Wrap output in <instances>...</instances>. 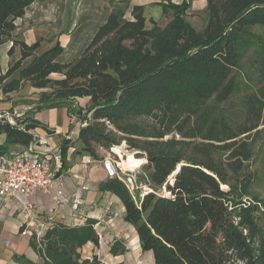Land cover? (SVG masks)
I'll return each instance as SVG.
<instances>
[{"label": "trees", "instance_id": "obj_1", "mask_svg": "<svg viewBox=\"0 0 264 264\" xmlns=\"http://www.w3.org/2000/svg\"><path fill=\"white\" fill-rule=\"evenodd\" d=\"M36 1L0 0V43L13 41L10 55L21 49L0 74V95L24 83L46 89L38 109L67 103L80 120L93 110L77 135L81 151L96 157L98 147L126 141L146 156L155 188L140 200L119 177L99 188L121 200L124 219L143 252H153L154 264H264V199L253 191L264 180V35L255 30L264 27V0H208L202 30L186 18L188 0L162 3L171 15L164 27L147 28L142 6L135 5L130 18L113 8L71 61L62 60L60 41L37 53L40 41L14 37L16 20ZM239 94L244 118L233 122L229 104ZM86 96L89 108L75 114L72 100ZM145 117H153L152 125L141 122ZM39 126L29 117L16 124L0 120L7 145L29 146ZM69 142L62 145L63 167ZM259 156L260 173L251 170ZM163 186L166 193L159 191ZM96 223H57L46 231L43 248L35 245L46 264H108L81 254L88 242L100 246ZM125 251L122 244L111 247L114 254Z\"/></svg>", "mask_w": 264, "mask_h": 264}, {"label": "crops", "instance_id": "obj_2", "mask_svg": "<svg viewBox=\"0 0 264 264\" xmlns=\"http://www.w3.org/2000/svg\"><path fill=\"white\" fill-rule=\"evenodd\" d=\"M167 1L168 0H118L117 5L110 7L108 14L113 8L120 7L125 9L126 17L130 18L132 17L131 12L133 7L139 5L143 7V12L146 17V26L147 23H149L151 24V27H153L154 23H157L159 26L164 27L171 20V15L164 13L162 6V3ZM171 1L180 3L183 0ZM188 1H190V7L186 14L187 20L196 29H204L208 21V0ZM108 4L110 5V3ZM198 11L205 13L204 15H206L204 21L202 20L200 28L195 26L194 23L189 20L192 14H196ZM16 25L17 29L14 37L24 39L28 43L40 41V47L36 50L37 53H41L43 49L45 50L46 47L49 46L48 42L52 45L61 39H68V35L64 34L60 39L55 37L49 41L48 37L50 31L48 28L44 26L29 25L24 17L18 18L16 20ZM12 45V40L2 44L0 43V74L6 73L12 61L21 57V49L19 46H16L13 55L9 54ZM17 77L18 72H15L9 77V80ZM44 90L46 89L37 88L29 83H24L19 89L0 95V111L19 110L24 113L19 121L28 117L40 121L41 126L35 129V133L42 139L39 141L38 138V142H40L38 144L40 151L39 154L41 156L57 149L62 150V145L68 140L64 135L69 129L73 128L72 124L71 128L69 127L71 121L69 120L70 114L67 104L61 103L52 107H44L42 109L37 108L41 93ZM85 98L87 102L90 100L87 96ZM78 133L79 130H76L75 135L67 144L65 158L67 166L62 167L61 169L66 190L68 193L72 194L73 198L70 203L62 207L56 214L54 218L55 224L74 223L76 217L80 216L83 217V219L79 225L86 224L90 219H95L97 221L96 225L98 224L97 228L100 232V246L88 242L81 248L83 258H92L93 255L97 254L108 264H116L120 262H123L124 264H154L153 252H143L137 231H135V242H138V244L135 248H132L129 244L125 245L120 239H113V231H115L118 223L117 216L120 214L124 220L125 207L115 194L110 191L100 190V184L107 180L106 172L104 169L98 171V169H96L98 168V165H92L93 163H98L97 159L92 164L85 165L87 158L90 155L81 151L82 143L77 138ZM6 141V133L0 132V153L8 152L10 154H18L27 150V146L20 144L7 145ZM79 175L84 177V181L88 184V187L91 186L90 189H82L79 185ZM91 178L94 180L92 183H90ZM75 195L79 196V200L74 199ZM25 198L26 200L35 203L39 216L43 219H47L50 211L53 209V200L49 195L42 191H37ZM117 208L120 209L118 212L116 211ZM25 221L26 218L18 207L16 199L0 200V264H46L35 245V241L31 237L23 235L20 232ZM126 223L129 222L126 221ZM109 233L112 234V236ZM114 244L124 245L126 251L122 254L112 253L111 247Z\"/></svg>", "mask_w": 264, "mask_h": 264}, {"label": "rangeland", "instance_id": "obj_3", "mask_svg": "<svg viewBox=\"0 0 264 264\" xmlns=\"http://www.w3.org/2000/svg\"><path fill=\"white\" fill-rule=\"evenodd\" d=\"M117 2L118 0H37L28 8L24 19L27 20L29 25L44 26L48 28L50 31V35L48 37L49 41L55 37L60 39V37H62L64 34H67L68 39L60 40L62 45L65 47L62 60L71 61L82 54L87 44L92 39L98 26L105 21L110 7L117 5ZM108 3H110V5ZM204 14L205 13L198 11L196 14H192L189 20L193 22L195 26L200 28L202 25V20L204 21L206 16ZM147 27H151V24L147 23ZM255 30L261 32L264 35V27H257ZM48 43L49 46L46 47V49L54 45H51L50 42ZM43 51L44 49L42 52ZM244 68L247 72L249 71L255 81V67L253 68L246 58L244 59ZM51 77L57 79L63 77V75L59 73H53ZM256 84L257 83H255V85ZM71 106L73 107L75 114L82 113L89 108L90 100L87 102L85 97H78L72 100ZM228 115L233 122L241 121L244 118L241 94L235 96L233 100H231V103L229 104ZM69 120L71 121L69 126L71 128V124L73 125L71 115ZM141 122L146 125H152L154 119L153 117H145L142 118ZM114 146H117V149L121 147L123 150L122 152L126 155L127 152H129L131 154L133 153L137 158L146 159L145 155L140 154L141 151L130 148L126 141H123L120 145ZM97 150V158H94L97 159L98 163H93L92 165H98V168L96 169H98V171H102L103 157L111 153L112 150L111 147H98ZM115 155L118 157L117 154ZM260 166L262 165L259 156L252 162L251 170L259 169L260 173ZM148 174L149 169L146 162L144 165L137 167L135 171L123 169V171L120 172L119 178L128 185L134 197L137 200H140L145 195V193L152 191L155 188V186L150 183ZM106 179H109V177ZM169 180L171 182L173 181V179ZM93 181V178H91L90 183ZM85 184L87 185L86 189H90L91 186L88 187V184ZM159 191L166 193L164 186L159 189ZM253 191L264 199V180L260 181L259 179V181L254 185ZM245 200H247V198H245ZM119 210V208L116 209L117 212ZM117 219L118 223L116 225L115 231H113V239H120L125 245L129 244L132 248H135V246L138 244V242H135V227L131 223H126V220H123L120 214L117 216ZM110 235L112 236V234ZM32 239L35 241V243H37L35 238Z\"/></svg>", "mask_w": 264, "mask_h": 264}, {"label": "built area", "instance_id": "obj_4", "mask_svg": "<svg viewBox=\"0 0 264 264\" xmlns=\"http://www.w3.org/2000/svg\"><path fill=\"white\" fill-rule=\"evenodd\" d=\"M23 115L24 113L19 110L0 111V119L11 124L18 123ZM71 119L73 128L64 135L66 139H72L76 130H80L91 123L93 110L88 111L83 120L73 115ZM38 138V134L35 133L34 140L27 146V150L24 152L18 154H10L8 152L0 153V200H17V205L26 218L20 232L23 235L35 238L37 246L43 248L42 241L46 231L55 225L54 218L56 214L62 207L70 203L73 196L67 192L63 175L61 174L63 167L62 150L57 149L41 156L39 154L38 144L40 142H38ZM41 140L40 137L39 141ZM111 150V153L103 157L102 166L107 177H120V172L123 171L121 157L113 151L114 146H111ZM95 161L96 158L89 156L85 165H90ZM78 177L79 185L82 189H86L87 185L85 184L84 177L82 175ZM37 191H42L53 200V209L50 211L47 219L39 216L35 203L25 198ZM74 199L79 200V196L75 195ZM82 219L83 217L81 216L76 217L74 223L67 224L79 225Z\"/></svg>", "mask_w": 264, "mask_h": 264}, {"label": "bare ground", "instance_id": "obj_5", "mask_svg": "<svg viewBox=\"0 0 264 264\" xmlns=\"http://www.w3.org/2000/svg\"><path fill=\"white\" fill-rule=\"evenodd\" d=\"M115 153L120 155L121 164L124 170L135 171L137 167L144 165L147 162L145 158H137L133 153L127 152V155L123 153L121 147L119 149L114 148ZM179 169V167H178ZM171 177V176H170ZM171 179V178H170Z\"/></svg>", "mask_w": 264, "mask_h": 264}, {"label": "water", "instance_id": "obj_6", "mask_svg": "<svg viewBox=\"0 0 264 264\" xmlns=\"http://www.w3.org/2000/svg\"><path fill=\"white\" fill-rule=\"evenodd\" d=\"M175 174H176V172H175V173H173V175H172L170 178H171V179H173Z\"/></svg>", "mask_w": 264, "mask_h": 264}]
</instances>
